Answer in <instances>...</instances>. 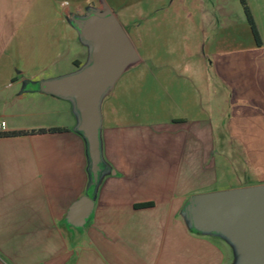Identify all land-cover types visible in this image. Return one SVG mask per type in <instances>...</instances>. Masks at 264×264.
I'll return each instance as SVG.
<instances>
[{
	"label": "crops",
	"instance_id": "crops-1",
	"mask_svg": "<svg viewBox=\"0 0 264 264\" xmlns=\"http://www.w3.org/2000/svg\"><path fill=\"white\" fill-rule=\"evenodd\" d=\"M244 2L260 44L241 0H0V264L230 263L185 207L264 183L252 180L264 170V0ZM105 10L137 58L101 98L93 185L74 100L40 83L89 63L74 19ZM227 153L232 185L217 171ZM83 195L93 209L78 228L66 215Z\"/></svg>",
	"mask_w": 264,
	"mask_h": 264
},
{
	"label": "water",
	"instance_id": "water-1",
	"mask_svg": "<svg viewBox=\"0 0 264 264\" xmlns=\"http://www.w3.org/2000/svg\"><path fill=\"white\" fill-rule=\"evenodd\" d=\"M82 39L91 46V58L80 70L41 81L43 91L72 98L79 113V130L87 142L91 184L98 181L100 156V101L124 68L137 58L125 29L110 10L93 11L74 19ZM93 200L81 196L68 208L66 221L84 227ZM199 231L224 234L234 245V264H264V183L192 195L185 207Z\"/></svg>",
	"mask_w": 264,
	"mask_h": 264
},
{
	"label": "rangeland",
	"instance_id": "rangeland-1",
	"mask_svg": "<svg viewBox=\"0 0 264 264\" xmlns=\"http://www.w3.org/2000/svg\"><path fill=\"white\" fill-rule=\"evenodd\" d=\"M138 6H139L138 4H135L132 6V8H131L132 14H136V12L138 10ZM127 28H128L127 31L129 32V34H131L130 33L131 30H133V29L135 30L137 37L134 41V44H135L136 48L139 50L140 49V41H139L138 34L140 32V30H139L140 28L139 27H133V26H129ZM168 108L166 107V109H168ZM167 112L168 111L166 110L165 113H167ZM263 140L264 139H261V141H263ZM228 141L230 142V144L232 142L235 145L236 139L235 138H229ZM217 150H219L218 146H217ZM234 154L227 153L226 158H225V160L222 161L221 165H220V155L219 154L215 155V157L217 159L218 176H219L220 182L222 184L232 185V184L236 183V172H234V169L236 167V157L234 156ZM261 156L263 157L264 154H261ZM224 164L226 165V168L228 170H225L226 168L225 169L223 168ZM246 166H248V165H246ZM247 173H251V171H247ZM256 174H258L259 176L254 177V178L252 177V180L255 181L258 179H262V178L264 179V170L261 172H258ZM187 219L189 222L192 223V220H193L192 217L187 216ZM201 232H203V231H201ZM203 233L213 237V239H216L220 243L226 245L227 250H228L227 255H228L229 262H230L229 264H234L237 261L238 256H237V251H236L235 245L224 234H221L219 232H213V231H204Z\"/></svg>",
	"mask_w": 264,
	"mask_h": 264
},
{
	"label": "trees",
	"instance_id": "trees-1",
	"mask_svg": "<svg viewBox=\"0 0 264 264\" xmlns=\"http://www.w3.org/2000/svg\"><path fill=\"white\" fill-rule=\"evenodd\" d=\"M241 2L243 4L244 14H245V17L247 19V22H248V24L250 26L252 35H253L256 43L257 44H260L261 43V39L259 37V34H258L257 28L255 26V22L253 20V17L251 15V12H250L249 8L247 7L246 3L244 2V0H241ZM49 130H55V128H51ZM38 131H41V130H38ZM19 133H23V132L22 131H16V132H11L10 134H19ZM1 134H3V133L0 132V135ZM148 205H151V203H141V204H136L135 206H148Z\"/></svg>",
	"mask_w": 264,
	"mask_h": 264
},
{
	"label": "built area",
	"instance_id": "built-area-1",
	"mask_svg": "<svg viewBox=\"0 0 264 264\" xmlns=\"http://www.w3.org/2000/svg\"><path fill=\"white\" fill-rule=\"evenodd\" d=\"M4 130V122H0V131Z\"/></svg>",
	"mask_w": 264,
	"mask_h": 264
}]
</instances>
